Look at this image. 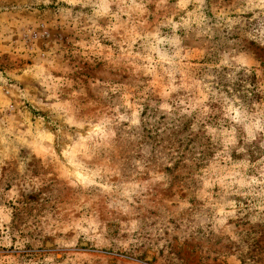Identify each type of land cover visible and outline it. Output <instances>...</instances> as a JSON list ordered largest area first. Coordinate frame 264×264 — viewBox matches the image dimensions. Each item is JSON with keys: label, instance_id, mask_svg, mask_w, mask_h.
<instances>
[{"label": "rangeland", "instance_id": "obj_1", "mask_svg": "<svg viewBox=\"0 0 264 264\" xmlns=\"http://www.w3.org/2000/svg\"><path fill=\"white\" fill-rule=\"evenodd\" d=\"M0 264H264V0H0Z\"/></svg>", "mask_w": 264, "mask_h": 264}]
</instances>
